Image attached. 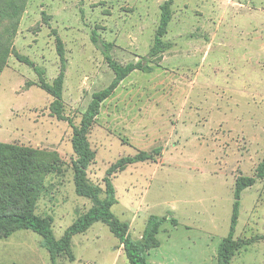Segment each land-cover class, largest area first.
Returning <instances> with one entry per match:
<instances>
[{"label": "rangeland", "instance_id": "rangeland-1", "mask_svg": "<svg viewBox=\"0 0 264 264\" xmlns=\"http://www.w3.org/2000/svg\"><path fill=\"white\" fill-rule=\"evenodd\" d=\"M166 0H25L16 33L0 13V42L14 53L0 70V143L36 150L52 172L44 179L35 213L52 218L59 239L91 200L76 194L72 128L50 111L51 84L60 71L56 37L64 47V115H81L114 78L103 46L121 65L143 61L100 105L87 133L94 159L88 182L101 188L107 169L138 152L153 158L109 175L112 213L141 237L147 218H164L159 247L147 264H216L227 235L236 179L255 176L264 156V0H169L168 48L147 57ZM96 33L97 42L92 35ZM160 148L159 152L155 149ZM229 264H264V177L240 193ZM54 264H129L122 245L101 221L71 240ZM0 264H52L42 237L21 229L0 239Z\"/></svg>", "mask_w": 264, "mask_h": 264}, {"label": "trees", "instance_id": "trees-1", "mask_svg": "<svg viewBox=\"0 0 264 264\" xmlns=\"http://www.w3.org/2000/svg\"><path fill=\"white\" fill-rule=\"evenodd\" d=\"M25 0H0V13L2 17H9V38L16 33L18 17L24 9ZM171 19L170 1L166 0L160 5L159 24L154 36L153 44L147 57L154 58L167 50L168 46L163 40L167 25ZM0 42V70L6 66V58L10 53L23 63L32 65V62L23 55L12 51L10 40ZM93 42H97L96 33L92 35ZM111 44L103 46L104 59L114 74V78L105 88L92 93L91 100L81 115L79 125L64 115L62 101V87L64 82L65 57L61 40L56 37V51L60 60V71L51 84L44 80L42 69L34 68L38 74L39 86L51 97L50 111L57 119L67 120L72 128L71 145L75 154L72 162L73 183L77 195L91 200L92 206L65 230L57 239L52 231V218L41 217L35 213L36 201L43 187L45 176L52 172L47 162L41 161L36 150L0 143V239L10 236L21 229H29L42 237L43 246L50 255L52 264L55 259L66 254L73 260L71 253V240L75 234L86 231L94 222L101 221L106 224L111 233L122 245L123 253L129 264H147V252L159 246L157 234L164 222V218L150 215L147 218L142 235L138 239L131 237L129 223L119 220L111 211L116 204L115 188L109 175L116 170H123L127 165L143 162L153 158V153L138 152L133 156L118 159L107 169L104 177V194L100 197L101 188L87 180V169L94 159V151L90 148L87 139L92 123L99 113L101 103L106 100L117 88L120 82L134 70H149L148 64L143 61L121 65L110 55ZM160 148L155 149L159 152ZM264 177V156L256 167L255 176H239L236 179L234 202L227 235L219 242L216 250V264H229L238 249L234 239L240 206V193L254 184L257 179Z\"/></svg>", "mask_w": 264, "mask_h": 264}, {"label": "crops", "instance_id": "crops-1", "mask_svg": "<svg viewBox=\"0 0 264 264\" xmlns=\"http://www.w3.org/2000/svg\"><path fill=\"white\" fill-rule=\"evenodd\" d=\"M159 247V246H158ZM157 248V247H156ZM156 248H154V249H156ZM147 254H148V252H147Z\"/></svg>", "mask_w": 264, "mask_h": 264}]
</instances>
